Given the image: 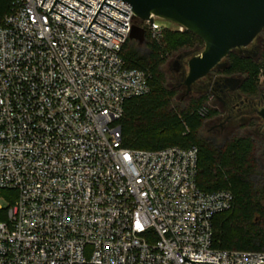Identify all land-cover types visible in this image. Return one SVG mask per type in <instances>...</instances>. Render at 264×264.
Masks as SVG:
<instances>
[{
	"label": "built area",
	"instance_id": "built-area-1",
	"mask_svg": "<svg viewBox=\"0 0 264 264\" xmlns=\"http://www.w3.org/2000/svg\"><path fill=\"white\" fill-rule=\"evenodd\" d=\"M11 0L0 24V264H264L212 247L229 190L196 185L198 148L132 149L120 120L148 75L121 55L122 0ZM142 21L153 34L160 32ZM178 31L184 28L177 25ZM200 115L206 109L198 110ZM3 207L0 205V211ZM193 264H211L199 263Z\"/></svg>",
	"mask_w": 264,
	"mask_h": 264
},
{
	"label": "trees",
	"instance_id": "trees-1",
	"mask_svg": "<svg viewBox=\"0 0 264 264\" xmlns=\"http://www.w3.org/2000/svg\"><path fill=\"white\" fill-rule=\"evenodd\" d=\"M10 5L11 0H0V24ZM184 33L195 36L185 29L179 33L171 32L175 38L170 47L185 45ZM128 40L122 46L121 55L129 67L147 73L149 91L125 102L120 120L122 145L149 150L196 146V185L204 191L226 189L233 195L231 209L216 214L213 219L212 247L218 250L264 251V190H256L252 180L253 175H260L254 159L255 141L249 136H233L215 147L202 138L200 128L211 111L206 95L191 98L185 106L174 110L170 103L175 91L166 86L162 69L164 51L155 41H146L147 52L140 54L133 43L126 45ZM198 41L201 42L199 38ZM225 62L224 72L243 74L246 77L244 91L254 94L258 73L260 70L264 73V43L258 60L230 52ZM200 108L206 109L205 115L198 113ZM12 193L0 190V197L6 198ZM4 210L0 211V219H3ZM255 212L260 214L261 222L258 224L252 221Z\"/></svg>",
	"mask_w": 264,
	"mask_h": 264
},
{
	"label": "water",
	"instance_id": "water-1",
	"mask_svg": "<svg viewBox=\"0 0 264 264\" xmlns=\"http://www.w3.org/2000/svg\"><path fill=\"white\" fill-rule=\"evenodd\" d=\"M55 1H58L86 17V15L59 0L53 1L48 12L52 10L65 17L52 9ZM78 1L91 8L90 5L83 1ZM122 1L130 5L134 18H137L140 21L148 20L150 25L153 21L152 16L170 21L176 25L182 26L185 30L191 32L203 42V50L187 60L188 71L182 82L186 86V92L190 89L192 83L204 77L213 67H223L225 63L222 62V59H224L232 49L247 46L264 29V0ZM42 2L43 0L40 5ZM102 3H105L127 15V13L102 0L85 32L88 30L95 35L108 40L88 29L92 21H94L122 37L123 35L94 20L97 12H99L126 27L125 24L99 11ZM65 18L72 21L67 17ZM72 22L80 26V24L74 21ZM142 36L143 29L133 24L128 37L141 38ZM257 113L259 117L264 120V106L261 107ZM182 257L184 260L191 262V264L194 262L213 264V262L191 261L183 255ZM260 259L264 260V258Z\"/></svg>",
	"mask_w": 264,
	"mask_h": 264
},
{
	"label": "flooded vegetation",
	"instance_id": "flooded-vegetation-1",
	"mask_svg": "<svg viewBox=\"0 0 264 264\" xmlns=\"http://www.w3.org/2000/svg\"><path fill=\"white\" fill-rule=\"evenodd\" d=\"M261 32H264V29ZM259 34L247 46L234 48L230 52L258 60L264 43V38H259ZM223 62L225 63L223 67H213L202 79L200 78L201 80L198 79L207 100H213L215 105L205 119V126H208L209 131L216 136H221L223 141L233 136H249L258 143L259 148L254 152V159L259 170L263 171L259 173L263 179L264 120L257 112L264 106V73L262 70L259 71L256 91L254 94H248L243 89L246 77L239 73H225V58Z\"/></svg>",
	"mask_w": 264,
	"mask_h": 264
},
{
	"label": "rangeland",
	"instance_id": "rangeland-1",
	"mask_svg": "<svg viewBox=\"0 0 264 264\" xmlns=\"http://www.w3.org/2000/svg\"><path fill=\"white\" fill-rule=\"evenodd\" d=\"M159 28L160 32L157 35H153L145 26V24L137 18H134L133 24L135 26H143L146 30H143V36L141 38L132 37L129 38L128 43H133L134 47L140 54H146L147 49L145 47V42L155 41L161 47V50L164 51V63L162 69L164 71L166 86L175 91L174 96L171 99V107L174 110H178L181 107L185 106L191 98H196L200 95H204L203 90H201L198 80L191 84L190 89L186 92V86L182 83L184 77L187 74V60L193 55L199 54L203 50V42H199L198 38L195 36H190L187 33L183 34V38L186 40V44L183 46H178L175 48L170 47V43L175 35H172L171 32H177V25L161 19L155 18L154 20ZM142 28V29H144ZM179 33V31H178ZM259 38H264V32L259 34ZM224 59H222V62ZM202 79V78H201ZM200 79V80H201ZM261 80V78L259 79ZM178 85V86H177ZM176 86V87H175ZM185 94V95H184ZM181 98V99H180ZM207 105L211 108H214L215 105L212 101L206 100ZM206 121L203 122L200 128V136L204 139H207L213 146L218 147L223 142L221 136H216L215 133L209 131L208 126H205ZM215 141H213V140ZM213 141V142H212ZM258 143H256L255 151L258 150ZM254 151V152H255ZM262 171V170H260ZM263 172V171H262ZM253 186L256 190H264V179H261L259 175H253ZM0 205L3 208H6V200L0 198ZM260 214L255 212L252 216L253 223H260Z\"/></svg>",
	"mask_w": 264,
	"mask_h": 264
}]
</instances>
